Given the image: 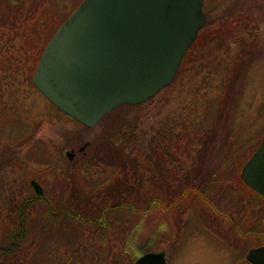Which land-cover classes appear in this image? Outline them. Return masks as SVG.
Returning a JSON list of instances; mask_svg holds the SVG:
<instances>
[{
    "label": "rangeland",
    "instance_id": "rangeland-1",
    "mask_svg": "<svg viewBox=\"0 0 264 264\" xmlns=\"http://www.w3.org/2000/svg\"><path fill=\"white\" fill-rule=\"evenodd\" d=\"M81 1H0L1 212L6 208L1 205L6 197L7 202L16 203L32 193L28 187L30 184L33 188L32 179L44 184L48 192H58L77 171L88 179L81 187L86 193L94 182L117 175L109 163L112 158L129 160L140 153L144 157L155 148L168 167L173 165L169 163L173 155L188 167L191 161L182 152L204 148V161L196 154L194 160L199 163V171L205 169V177L212 173L216 178L212 180L214 185L201 181L202 186L197 185L205 187V194L216 202L209 206L192 198L196 205L191 210L192 219L200 217L209 227H218L229 240L235 236L229 221L233 218L224 221L220 215L216 220L213 212L225 206L220 190L232 204L231 211L245 210L244 187H250L239 178V172L264 136V0H203L205 22L198 31L201 38L196 42V36L188 48L172 82L139 105L115 107L93 126L82 125L62 113L32 82L49 35ZM209 124L213 131H204ZM196 132L202 138L208 135L209 141H194ZM128 168L131 183L140 186L133 179L141 175V170L134 173ZM173 195V202H177ZM39 209L35 206L30 211ZM187 210L181 213L182 220L189 214ZM182 211L179 206L166 211L160 207L149 209L142 217L129 215L132 228L123 236L128 239L130 235L132 242L126 246L115 242L111 253L124 258L122 264H134L146 252L160 254L165 264H231L236 244L219 242L192 225L179 228L174 215ZM210 232L216 235L212 229ZM54 252L30 245L19 256L20 261L31 257L36 263L57 264L54 259L62 257Z\"/></svg>",
    "mask_w": 264,
    "mask_h": 264
},
{
    "label": "water",
    "instance_id": "water-1",
    "mask_svg": "<svg viewBox=\"0 0 264 264\" xmlns=\"http://www.w3.org/2000/svg\"><path fill=\"white\" fill-rule=\"evenodd\" d=\"M204 22L203 0H82L46 43L32 82L64 114L93 126L169 85ZM240 177L264 196V136ZM134 264L165 260L146 252Z\"/></svg>",
    "mask_w": 264,
    "mask_h": 264
},
{
    "label": "trees",
    "instance_id": "trees-1",
    "mask_svg": "<svg viewBox=\"0 0 264 264\" xmlns=\"http://www.w3.org/2000/svg\"><path fill=\"white\" fill-rule=\"evenodd\" d=\"M0 1L17 3L19 0ZM214 37L217 39V35ZM200 38L201 33H198L196 42ZM216 42L215 40V45H217ZM217 71L221 72L218 67ZM203 130L213 131V128L209 124ZM196 134L197 132L194 135ZM193 140L202 141L205 144L209 141V137L207 135L202 138L196 135ZM203 150L204 148H199L192 153L187 149L185 153L182 152L191 161L188 167H183L182 162H179L174 155L169 162L173 165L168 167L165 157L162 158L155 148H151V154L144 157H141L140 153L138 157L129 160L128 158H112L109 163L117 171V175L109 177L106 181L103 178L101 183L94 182L93 187L90 185L91 190L86 193L81 190V187H84L88 179L84 175L80 176L77 171L75 172L77 175L71 176L66 186H60L61 189L58 192L54 190L48 192L44 188L45 185L41 184L44 189L43 194L37 195L28 181V187L32 193L16 203L7 202L9 199L6 197L1 204L6 205V208L3 212L0 210V264H40L31 260V257H28L26 261H20L19 254H25L30 245L39 247L41 250L51 249L53 252L55 250L60 253L61 260L59 255L54 259L57 264H122L124 258L118 257L119 254H113L117 252L111 253L114 243L121 242L126 246L129 241L132 242L130 235L128 239L123 236L129 234L132 228L128 224L129 215L135 214L142 217L151 208L161 207L166 211L179 206L183 211L174 215L175 223L179 228L200 226L205 222H201V218L196 216L192 219L191 210L196 206L192 198L208 202L209 206L216 202L205 194V187H201L198 180L199 163L194 160L193 155H199L204 161L206 156L201 153ZM201 159L199 158V161ZM106 163L108 164L107 161ZM126 163L131 165L126 166ZM128 167L133 168L134 173L137 169L141 170V175L133 179L140 186H135L134 182L131 183L127 174L131 170ZM173 194L176 195L177 202H173ZM219 195L222 202L226 200L225 206L220 208L215 206L219 212L224 214L227 210L233 209L223 190L219 191ZM190 201L193 204L190 205ZM35 206L40 209L30 211L35 210ZM186 208L189 209L187 210L188 218L182 220L181 213L184 214ZM210 211L213 212L211 207ZM213 217L220 216L213 212ZM224 219L226 220V217ZM137 251H140V248Z\"/></svg>",
    "mask_w": 264,
    "mask_h": 264
},
{
    "label": "flooded vegetation",
    "instance_id": "flooded-vegetation-1",
    "mask_svg": "<svg viewBox=\"0 0 264 264\" xmlns=\"http://www.w3.org/2000/svg\"><path fill=\"white\" fill-rule=\"evenodd\" d=\"M222 165L219 164V167ZM201 170L198 172V180L203 184L214 185L212 180L216 178V175L211 173L208 177H205V169ZM217 170L222 171L220 168ZM209 177L212 178L210 179ZM239 178L241 179L240 172ZM244 190L246 191V196L243 197L242 203L246 204L245 210L237 212L235 209V211H231L232 209H230L224 214L219 211L217 213L215 212L219 216L226 217V220L227 218H233V220L229 221L233 223L231 230L235 236H230L229 240H227L226 235L223 234L224 231L222 233L218 227L211 228L205 223H202L200 226H192L199 228L197 230H200L206 236L211 235L219 242H224V240L234 242L236 244L233 248L234 261L231 264H264V196L251 188L247 189V187H244ZM214 219L218 220L215 217ZM223 220L226 221L224 218ZM209 228L216 232V235L210 232ZM217 232L220 234L221 237L218 236L221 239L217 236Z\"/></svg>",
    "mask_w": 264,
    "mask_h": 264
}]
</instances>
